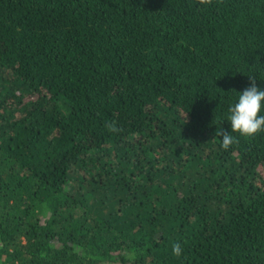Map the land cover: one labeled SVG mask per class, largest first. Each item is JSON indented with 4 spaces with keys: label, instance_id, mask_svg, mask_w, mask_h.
Instances as JSON below:
<instances>
[{
    "label": "trees",
    "instance_id": "16d2710c",
    "mask_svg": "<svg viewBox=\"0 0 264 264\" xmlns=\"http://www.w3.org/2000/svg\"><path fill=\"white\" fill-rule=\"evenodd\" d=\"M249 77L264 0H0V264H264Z\"/></svg>",
    "mask_w": 264,
    "mask_h": 264
},
{
    "label": "clouds",
    "instance_id": "9594fccd",
    "mask_svg": "<svg viewBox=\"0 0 264 264\" xmlns=\"http://www.w3.org/2000/svg\"><path fill=\"white\" fill-rule=\"evenodd\" d=\"M212 0H200L201 4H210ZM250 86L246 87L243 92L238 94V102L230 106L228 111V121L231 124V132L219 129L216 135L222 137L221 147L225 150L235 143H238L235 136L231 133L236 132L244 137H253L264 131V115L260 113L264 111V88H260L256 84L254 77H249ZM110 132H119L120 128L116 126V122L112 121L106 124ZM180 243L176 242L172 245V253L175 256L182 254Z\"/></svg>",
    "mask_w": 264,
    "mask_h": 264
}]
</instances>
